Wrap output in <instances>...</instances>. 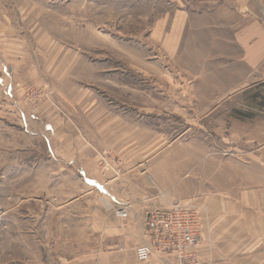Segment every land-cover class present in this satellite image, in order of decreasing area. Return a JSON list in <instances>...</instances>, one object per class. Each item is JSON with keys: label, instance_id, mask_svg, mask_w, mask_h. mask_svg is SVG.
<instances>
[{"label": "rangeland", "instance_id": "rangeland-1", "mask_svg": "<svg viewBox=\"0 0 264 264\" xmlns=\"http://www.w3.org/2000/svg\"><path fill=\"white\" fill-rule=\"evenodd\" d=\"M228 5L226 22L242 6L264 33V0ZM175 8L172 0H0V264H94L84 255L95 243L62 208L80 180L47 158L49 124L65 122L93 142L91 133L106 126L96 119L108 115L95 112L105 107L145 130L142 143L165 135L158 152L190 159L210 182L222 159L232 180V165L246 175L263 152L264 62L246 78L237 65L193 81L169 49ZM97 196L107 203L99 189ZM108 207L98 204V220L118 205Z\"/></svg>", "mask_w": 264, "mask_h": 264}, {"label": "crops", "instance_id": "crops-1", "mask_svg": "<svg viewBox=\"0 0 264 264\" xmlns=\"http://www.w3.org/2000/svg\"><path fill=\"white\" fill-rule=\"evenodd\" d=\"M226 1L172 0L176 8L170 14L169 49L193 81L224 75L226 66L237 65L247 68L246 78L264 62V33L242 14V6L236 8L237 19L229 17L226 22V13H230L226 5L231 8L230 4L239 5L240 0L236 4ZM226 26L232 36L226 37ZM95 113L108 115L96 119L106 126L91 133L93 142L81 130L71 132L65 122L57 129L52 124L44 127L49 134L43 136L47 158L55 157L60 170H69L80 180V188L72 190L74 196L62 208L69 212L65 217L72 225L81 227L85 235L88 231V242L95 243L84 256L95 259L94 264H175L174 256L167 252L138 261L135 247L144 241L147 211L189 201L204 211L197 244L201 264H264V150L251 157L250 168L243 171L246 175L238 164L232 165V180L222 159L218 167L222 173L210 182L209 172L192 171L197 166L190 159L186 162V157L158 152L155 146L165 135L153 134L157 139L142 143L145 130H131L127 119H114L119 117L111 116L105 107ZM119 120L118 128L111 129ZM98 149L110 151L100 153ZM107 154L113 157L110 169L101 170L98 158ZM98 189L106 196L107 203L99 198L102 208L128 205V217L120 219L109 211L110 217L98 220Z\"/></svg>", "mask_w": 264, "mask_h": 264}, {"label": "built area", "instance_id": "built-area-1", "mask_svg": "<svg viewBox=\"0 0 264 264\" xmlns=\"http://www.w3.org/2000/svg\"><path fill=\"white\" fill-rule=\"evenodd\" d=\"M98 163L108 165L104 156ZM120 219L128 217V205L113 208ZM204 213L191 202H175L170 208H153L144 218V241L135 247L138 261L148 260L153 253L167 252L175 264H201L196 246L201 238Z\"/></svg>", "mask_w": 264, "mask_h": 264}]
</instances>
